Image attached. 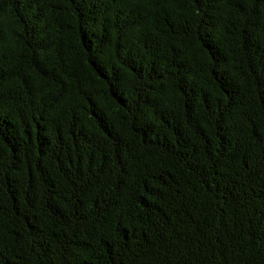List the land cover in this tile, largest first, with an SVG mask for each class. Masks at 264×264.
Returning <instances> with one entry per match:
<instances>
[{
  "label": "trees",
  "instance_id": "16d2710c",
  "mask_svg": "<svg viewBox=\"0 0 264 264\" xmlns=\"http://www.w3.org/2000/svg\"><path fill=\"white\" fill-rule=\"evenodd\" d=\"M0 264H264V0H0Z\"/></svg>",
  "mask_w": 264,
  "mask_h": 264
}]
</instances>
